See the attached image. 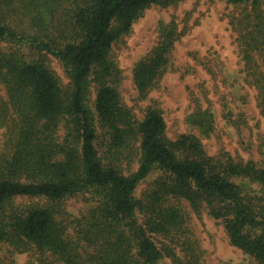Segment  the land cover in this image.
<instances>
[{"label":"trees","instance_id":"trees-1","mask_svg":"<svg viewBox=\"0 0 264 264\" xmlns=\"http://www.w3.org/2000/svg\"><path fill=\"white\" fill-rule=\"evenodd\" d=\"M176 1L0 0V243L30 253L27 264H203L181 200L223 222L248 256L242 264H264V168L210 156L191 132L171 139L160 108L150 104L139 118L123 102L114 45L148 7ZM229 2L244 80L264 113V0ZM179 36L174 25L165 28L136 63L140 99L167 70ZM188 121L204 135L213 129L206 111ZM135 156L137 170L125 174L123 162ZM238 180L258 183L262 195ZM73 198L85 203L77 216L66 209ZM0 264L16 262L5 256Z\"/></svg>","mask_w":264,"mask_h":264},{"label":"rangeland","instance_id":"rangeland-1","mask_svg":"<svg viewBox=\"0 0 264 264\" xmlns=\"http://www.w3.org/2000/svg\"><path fill=\"white\" fill-rule=\"evenodd\" d=\"M234 6L229 0H177L148 7L134 22L132 30L113 47V56L122 72L120 92L123 102L139 118L144 109L154 104L163 112L171 139L187 132L197 135L208 155H226L235 161L253 162L264 168V113L258 105L257 90L244 80L243 62L236 42V34L229 24ZM174 25L180 33L170 54L167 70L146 99H140L133 70L158 43L165 28ZM50 65L63 84L68 82L62 65L50 57ZM6 99L0 84V101ZM95 92L91 95V102ZM197 110L213 115V129L201 134L188 119ZM0 130V146L2 144ZM138 156L128 164L123 162L125 174L138 168ZM156 174L142 182L136 196L140 197L154 181ZM242 188L261 196V187L250 180H238ZM25 204L27 199H17ZM30 203H41L33 199ZM180 206L187 215L188 236L195 240L202 251L203 264H242L248 256L233 246L221 220L212 217L206 209L199 213L192 210L186 200ZM71 216L85 209L81 199L66 201ZM13 257L16 264L31 261L30 253L11 254L0 243V258ZM163 264H173L166 258Z\"/></svg>","mask_w":264,"mask_h":264}]
</instances>
